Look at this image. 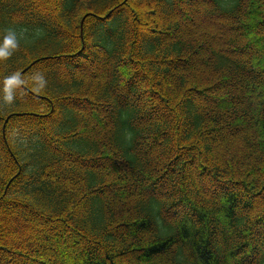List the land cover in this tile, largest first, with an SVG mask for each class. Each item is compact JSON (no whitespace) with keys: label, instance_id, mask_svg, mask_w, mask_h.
Segmentation results:
<instances>
[{"label":"trees","instance_id":"obj_1","mask_svg":"<svg viewBox=\"0 0 264 264\" xmlns=\"http://www.w3.org/2000/svg\"><path fill=\"white\" fill-rule=\"evenodd\" d=\"M0 251L264 264V0H0Z\"/></svg>","mask_w":264,"mask_h":264},{"label":"rangeland","instance_id":"obj_2","mask_svg":"<svg viewBox=\"0 0 264 264\" xmlns=\"http://www.w3.org/2000/svg\"><path fill=\"white\" fill-rule=\"evenodd\" d=\"M205 3V2H204ZM189 17V18H188ZM190 19V16L189 15H187L186 17H185V19ZM196 20V19H195ZM203 21L202 20H196V21H190L189 23H190V25L192 24L193 26H196L195 27V29L198 31L197 33L198 34H200L201 32H204V34L206 33V34H208L209 32H210V26H207L205 29H201V27H202V25L203 24H205V23H202ZM198 25V26H197ZM201 26V27H200ZM199 27H200V29H199ZM194 28V27H193ZM207 28H209V29H207ZM225 29H223V31H224ZM208 32V33H207ZM257 47V46H256ZM257 48H260V46H258ZM81 110V112H83V113H87V110L86 109H84V108H81L80 109ZM93 111V110H92ZM98 111V110H97ZM99 112V111H98ZM99 114H100V112H99ZM102 113H101V115H99L98 116V124L99 125H101L102 124V121H103V119H102ZM120 190V194H125V190L123 189V188H121V189H119ZM145 192V191H144ZM147 195L149 196L150 194H149V192L147 193ZM50 230H48V231H46L45 233H43V235H40V240L38 239V237L37 238H35V239H38V241H39V243H41V246L42 247H44L45 246V244H44V242L46 241V243H48L49 241H54V236H55V231H53L51 228H49ZM54 243H55V241H54ZM8 257L7 256V254H5V253H3V251H0V257ZM17 264H26V263H23V262H21V261H19V259L17 260Z\"/></svg>","mask_w":264,"mask_h":264},{"label":"clouds","instance_id":"obj_3","mask_svg":"<svg viewBox=\"0 0 264 264\" xmlns=\"http://www.w3.org/2000/svg\"><path fill=\"white\" fill-rule=\"evenodd\" d=\"M13 35H14V33H13Z\"/></svg>","mask_w":264,"mask_h":264}]
</instances>
